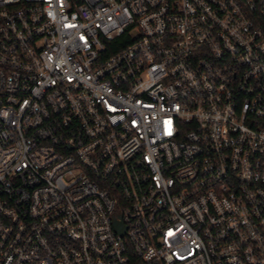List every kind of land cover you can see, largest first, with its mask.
I'll use <instances>...</instances> for the list:
<instances>
[{"label":"built area","instance_id":"built-area-1","mask_svg":"<svg viewBox=\"0 0 264 264\" xmlns=\"http://www.w3.org/2000/svg\"><path fill=\"white\" fill-rule=\"evenodd\" d=\"M0 264H264V0H0Z\"/></svg>","mask_w":264,"mask_h":264},{"label":"water","instance_id":"water-1","mask_svg":"<svg viewBox=\"0 0 264 264\" xmlns=\"http://www.w3.org/2000/svg\"><path fill=\"white\" fill-rule=\"evenodd\" d=\"M115 225H116L117 229L119 230V232H121V233L124 232V228H123V226H121L120 222L116 221Z\"/></svg>","mask_w":264,"mask_h":264},{"label":"trees","instance_id":"trees-1","mask_svg":"<svg viewBox=\"0 0 264 264\" xmlns=\"http://www.w3.org/2000/svg\"><path fill=\"white\" fill-rule=\"evenodd\" d=\"M113 50H116V49H113Z\"/></svg>","mask_w":264,"mask_h":264}]
</instances>
